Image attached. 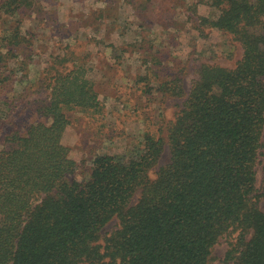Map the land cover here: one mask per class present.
Returning a JSON list of instances; mask_svg holds the SVG:
<instances>
[{"label": "trees", "instance_id": "1", "mask_svg": "<svg viewBox=\"0 0 264 264\" xmlns=\"http://www.w3.org/2000/svg\"><path fill=\"white\" fill-rule=\"evenodd\" d=\"M197 3L217 13L192 9L198 26L232 36L242 57L233 68L202 63L188 93L179 75L161 84L162 92L184 98L165 142L159 128L147 129L138 150L124 159L94 155L87 177L77 179L63 135L75 114L94 119L104 110L83 64L50 77L35 121L24 129L9 122L0 149V264H212L222 242L221 264H264V179L261 191L256 187L264 0ZM34 5L0 0V13L13 17ZM10 34L1 46L15 59L23 38L17 28ZM7 66L0 53V73ZM165 146L169 161L151 179ZM112 219L116 228L101 240Z\"/></svg>", "mask_w": 264, "mask_h": 264}, {"label": "rangeland", "instance_id": "2", "mask_svg": "<svg viewBox=\"0 0 264 264\" xmlns=\"http://www.w3.org/2000/svg\"><path fill=\"white\" fill-rule=\"evenodd\" d=\"M197 1L33 0L34 7L16 16L0 13V53L8 65L0 73V149L9 122L24 129L35 121L36 107L46 99L50 77L76 64L86 66L104 105L103 113L94 119L75 114L63 135V143L78 164L77 179L87 177L94 155L124 159L138 150L147 129L159 128L165 142L167 124L184 98L162 92L161 84L179 75L183 91L188 93L202 63L233 68L242 57V48L232 36L198 26L194 8L199 16L212 18L217 13ZM15 28L21 32L23 44L14 49L17 58L10 59L1 44ZM21 59L26 66L20 68ZM138 87L151 89L150 94H140ZM164 149L150 171L151 179L169 161L168 148ZM261 152L256 167L260 191L264 145ZM137 197L138 193L132 204ZM258 206L264 212V198ZM116 226L117 219H112L100 239ZM226 249L224 242L215 246L212 264H221Z\"/></svg>", "mask_w": 264, "mask_h": 264}]
</instances>
